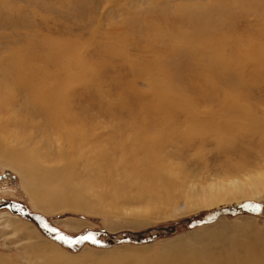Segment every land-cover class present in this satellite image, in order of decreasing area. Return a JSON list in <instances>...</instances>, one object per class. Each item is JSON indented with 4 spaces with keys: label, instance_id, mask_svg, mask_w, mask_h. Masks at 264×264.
Returning a JSON list of instances; mask_svg holds the SVG:
<instances>
[{
    "label": "rangeland",
    "instance_id": "obj_1",
    "mask_svg": "<svg viewBox=\"0 0 264 264\" xmlns=\"http://www.w3.org/2000/svg\"><path fill=\"white\" fill-rule=\"evenodd\" d=\"M162 9L172 13L182 9L210 12L208 19L203 21L210 26L213 21L221 24L220 40L230 47H238L231 68L238 70L243 82H256L247 90L236 86L237 94L259 106L263 110L259 116L264 117V63L257 65L254 61H246V56L256 52L254 48L259 49L258 54L264 60V0H0V75L9 66L14 72L18 63L16 52L20 50L29 53L23 62L36 71L44 69V59H53L59 51H65L76 53L81 65L94 72L82 81H79L80 76L78 80L73 76L65 77L67 82L85 83L77 86L78 93L66 94L74 100L64 113L52 107L38 115L42 112V102L26 93L15 100L0 96V204L11 202L37 214L49 231L7 208L0 210V264L48 263L33 249L38 242L64 252L73 261L68 264H140L138 260L144 257L150 258L170 246L180 245L200 248L201 258L209 256L207 254L224 255L239 242L254 238L253 225L264 242V185L260 186L261 194L256 197L241 194L239 199L219 202L215 206L189 203L196 199L205 201L211 196L210 190L217 194L223 186L237 182L248 186L255 178L264 177V153L256 137L241 136L234 145L226 141L202 145L189 141L187 135L168 146L161 153L165 156V163H162L164 169L168 167L183 181L174 203L179 202L180 208L163 206L159 201L161 203H155L157 207L149 212L143 205L122 202V194L128 187H121L124 181L119 173L108 171L105 176H112L113 181L98 176L102 180L96 182V171L83 166V155L89 157L91 149L83 150L78 146V150H72L69 143L60 145L55 134L57 130L50 125L65 128L62 123L58 124L57 119H61L68 125L82 128V132L100 133L104 139L120 130L134 137L131 139L138 145L136 153H144L141 148L146 140L160 138L168 142L178 131L177 126L219 122L233 94L228 93L223 84L210 83L204 77L203 65H192L200 60L204 48L184 61L180 56H173L181 66L182 91L177 86L174 70L172 72L168 66L162 63L149 67L131 65V62L145 65L153 61L155 53H164L173 46L167 45L164 34L168 28L162 20L159 33L148 29L161 16H166H159ZM12 19L17 22H11ZM210 34L215 31L211 30ZM174 35L178 33L169 34ZM161 36L162 44L154 42ZM124 46L125 54L112 52L113 49L121 51ZM232 52L233 48L229 54ZM203 53L209 56L212 50L204 49ZM240 61H244V66L236 67ZM64 75L60 80L63 81ZM30 81L29 85L40 87L35 84L41 81ZM11 118L24 121L28 128L19 129L17 124L12 127ZM91 142H97V138ZM60 147L72 155L68 163L81 165L73 164L69 172L62 173L61 165L46 164L43 156L54 148L55 155L60 154ZM28 156L52 170L50 174L55 177L48 184L58 189L69 204L83 199L103 209L101 213H88L73 207L46 212L38 207L26 188L29 164L25 160ZM117 156L112 155L111 161L115 162ZM18 165L26 169L25 177L17 171ZM132 188L127 196L134 194L135 187ZM246 203L249 204L246 212L231 214L234 208ZM220 210L228 213L217 215ZM159 211L163 215H159ZM123 234H143L147 241L137 243L132 239L117 243L123 239Z\"/></svg>",
    "mask_w": 264,
    "mask_h": 264
},
{
    "label": "bare ground",
    "instance_id": "obj_2",
    "mask_svg": "<svg viewBox=\"0 0 264 264\" xmlns=\"http://www.w3.org/2000/svg\"><path fill=\"white\" fill-rule=\"evenodd\" d=\"M243 3L244 2H242V4ZM209 14L210 12H208V10L193 11L190 9H182L172 13V11L168 9H162L159 16H166H164V18L161 16L158 20L149 25L148 29L154 34L159 33L157 31H161L160 22L162 20L168 28L167 32L164 34L165 39L167 40V45L173 44V46L167 49L164 53H155L153 61L145 65L141 62L134 64L131 62V65H143L149 67L151 64L160 65V63H162L168 66L172 72L174 70L177 86L179 90L182 91L183 84L180 75L181 66L176 64L173 56H180L184 61L185 58L192 57L193 54L199 52L202 48L207 51L212 50V53L208 56L203 53V49L200 60L198 62L195 61L192 65H203L204 77L210 83L218 82L223 84L222 87L228 90V93L232 92L233 94V96L228 98L225 113L223 109V115L219 116V122L216 125L210 123V121H205L203 124H189L187 127L177 126L176 129L178 131L173 135L170 141L164 142L160 138L146 140V143H144L141 148L144 153H136L138 145L136 144L135 139H131L134 137H129V135L126 136V133L120 130H116L113 137L104 139L100 133L94 132L95 135H93L91 131L88 133L86 131L82 132V128L74 126V124L68 125L61 119H57L59 121L58 124L62 123L66 126L65 128H62L57 124H50L57 130L55 134L57 135V140L60 139V145L69 143L72 150H78V146L82 147V149H91L89 157H87L86 154L83 155L85 158L83 159V166L84 168H88V166L89 168L92 167V169L96 171L94 172L96 175V182H100L104 178H106L107 181H113L114 179L112 180V176H105L108 171L112 170V173H119V176L122 178L121 181H124L121 187H128L126 193L122 194L124 197L122 202L125 204L132 203L140 206L143 205L149 210V212L153 210L152 207H157V204L155 205V203H158L159 201L163 202V206H175V209L180 208V206L178 207L179 202L178 204L174 203L177 201L175 200L176 197L181 193V185L183 184V181H180L179 177L172 174L168 167L164 169V164L162 162L165 163V156H162L161 153L168 146L175 145L176 142L182 141L187 135L189 141L200 142L202 145L206 143L208 144V142L220 141H226L233 144L236 140L240 139L241 136L247 138L256 137L259 142L258 147L261 152L264 153V117L259 116L263 110L251 100H243V98L237 94L236 90V86L246 88L247 90L249 86L256 84V82H243L238 76V70H233L231 68V64L235 60L233 54L236 55V49L238 47H230V44H223L219 37L221 35L220 31L222 30L220 26L221 24L213 21L212 25L214 26L212 27V25L210 26L203 21L208 19ZM172 16L176 17L172 18ZM11 22L14 23L17 21L12 19ZM211 30H214L215 34H210ZM171 32H176L179 36L174 35L171 37L169 36ZM162 37L163 36L156 38L154 42L162 44L163 42L160 41ZM202 38H204V40ZM211 38L212 40L210 41ZM203 41L205 43H203ZM221 47H225V50H222ZM231 48H233V52L229 54ZM254 49L256 52L253 51L250 55L246 56V61L248 60L247 63H252V61H254L257 65H263L264 62H260L264 60L261 59V54H258L259 49ZM125 50L124 46L121 48V51L113 49L112 52L114 54H125ZM16 57L18 63L14 72L12 68V72L10 71L11 66H9V69L6 71L3 70L0 75V96L15 100L19 98L21 94L26 93L30 97L42 102V112L38 114L40 116L41 114H45L44 110H48L52 107L57 108L60 112L64 113L70 106V103L73 104L74 100L69 98L66 94L72 95L78 93L76 92L78 90L77 86L85 83L84 81L81 83L79 81L86 79V77L88 78L89 75L94 73L93 70L91 71V68L81 65L76 53L71 54L65 51H59L53 59H44V65L46 66L41 71H36L31 65L23 62L25 57H29L27 51L20 50L16 52ZM244 57L245 55H243L242 58ZM235 62H237V60ZM243 62L244 61H240L241 64H236V67L237 65L244 66ZM52 67L53 69H51ZM63 73H65V75L63 76L64 78L62 81L59 77ZM68 76H73V79L75 80H78V77L80 76V80L78 82H75V80L67 82L65 81V77ZM30 80L41 81V83L35 84L36 86L40 85V87L36 88L35 86L29 85L31 82ZM7 86L9 89L5 88ZM242 100L246 104H244ZM247 102H249V104ZM66 114H69V112L67 111ZM191 119L193 121L194 117ZM9 123H13L11 125L12 127L17 124L19 129L28 128V125L18 118L9 119ZM43 124L48 129L46 122H43ZM33 127L37 128L36 126ZM229 135L232 137H229ZM94 136L97 138V142L92 143L91 141L95 138ZM100 140L103 141L100 142ZM55 152L56 148H54L53 151H49L47 156H43L46 164L50 162L55 163V165H61L62 173L68 171V169L75 164L73 162L68 163V160L72 158V155H70L68 151H64L60 147V154L55 155ZM168 154L172 156L173 153ZM20 155L25 157L22 152H20ZM112 155H118L115 158V162L111 161ZM77 159L80 160V158ZM25 161L29 164L27 167L29 171L27 173L28 181L26 182V188L27 191H29L32 200L38 207H42L46 212L65 210L68 209L67 207L79 208L78 210L96 214L101 213V210H103L85 202L83 199L74 200L72 204H69L64 198L65 196L58 191V189L52 188L48 184V182L55 177L54 174H50L52 171L51 169L42 167L34 157L28 156ZM64 162H67L68 164ZM32 165L36 168L32 169ZM75 165L81 164L77 162ZM40 166L42 170L39 169ZM73 169H71V175H74ZM17 171L25 177L26 169L23 166L17 167ZM87 171L89 170L87 169ZM263 183L264 177L262 176L255 178L254 181L248 183V186L240 182L232 183L231 185L223 186L222 189H220V193L217 194L216 192H213V190H210L209 194L211 196L207 197L206 200L204 199L205 201L196 199L189 203H194L193 205L204 204L205 206H215L219 202H230L239 199L241 194H249L250 196L256 197L261 194L259 188L264 185ZM114 185L116 184L114 183L113 186ZM131 185L132 187H135V192L132 197L131 195L127 196L129 194L128 190L133 189ZM115 187H117V185ZM189 203L185 204V207ZM159 215H163V213L159 211ZM251 231L254 237L251 241L245 240L239 242L236 245V248L234 247L235 249L226 251L224 255L215 256L214 254H207L209 256L201 258L200 248H193L191 246L182 247V245H180L170 246L161 254L153 257L151 256L150 258L144 257L141 261L138 260V262H141L140 264H264V242L260 240L261 234L258 235L254 225L251 227ZM215 232L217 231L215 230ZM33 249H35L34 251L38 255L42 256H39L40 259H44L48 262L46 264H51L54 260H58V264H68L67 262L73 263V261H70L69 258L66 257L64 252L62 253L58 248L50 247L46 243L41 244L38 242Z\"/></svg>",
    "mask_w": 264,
    "mask_h": 264
},
{
    "label": "water",
    "instance_id": "obj_3",
    "mask_svg": "<svg viewBox=\"0 0 264 264\" xmlns=\"http://www.w3.org/2000/svg\"><path fill=\"white\" fill-rule=\"evenodd\" d=\"M247 205H249L248 203L246 204H242V205H239L237 206L236 208H234L231 211V214H234V213H240V212H246V210L248 209L247 208ZM9 209L12 213H14L15 215H21L22 217L30 220L31 222L35 223L36 225L40 226L44 231L46 232H49L48 231V226L46 228V225L44 226V222L42 221V219L35 213H29L28 211L26 210H22V208L14 203H1L0 204V210L2 209ZM225 212L227 211H223V210H220L217 212V215H220V214H224ZM228 213V212H227ZM212 219V218H209V220ZM51 235V234H49ZM143 234H133V235H128V234H123V239H120L117 243H122V242H126V241H133L132 239L135 240V242L137 243H143V242H146L147 239H145L144 237H142ZM57 238V237H56ZM60 239V238H59ZM99 245H103L105 246L104 244H100L98 243Z\"/></svg>",
    "mask_w": 264,
    "mask_h": 264
}]
</instances>
